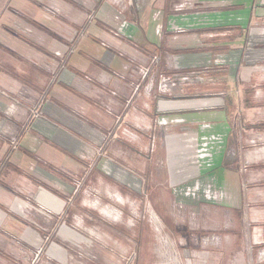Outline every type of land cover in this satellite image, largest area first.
Wrapping results in <instances>:
<instances>
[{
  "label": "crops",
  "instance_id": "1",
  "mask_svg": "<svg viewBox=\"0 0 264 264\" xmlns=\"http://www.w3.org/2000/svg\"><path fill=\"white\" fill-rule=\"evenodd\" d=\"M53 3L59 14L46 9ZM116 4L0 0V264H16L15 243L37 246L54 225L55 243L82 242L73 215L109 207H90L83 181L110 193L130 182L122 168L147 182L167 165L173 184L194 178L197 194L221 197L219 149L238 142L235 87L264 93V0H134L125 12ZM14 19L34 28L30 36L10 28ZM152 49L161 64L149 60ZM163 68L175 71L171 94L159 88ZM214 69L226 73L214 79Z\"/></svg>",
  "mask_w": 264,
  "mask_h": 264
},
{
  "label": "rangeland",
  "instance_id": "2",
  "mask_svg": "<svg viewBox=\"0 0 264 264\" xmlns=\"http://www.w3.org/2000/svg\"><path fill=\"white\" fill-rule=\"evenodd\" d=\"M115 1L113 0V3H116ZM133 1L119 0L116 7L125 12L132 6ZM60 8V4L56 3L46 7L49 13L51 11L54 14H59ZM94 8L89 7L91 12H88L91 14L95 11ZM9 26L28 36L30 29H34L27 22L16 19L12 20ZM148 56L149 60L162 63L163 58L160 57L164 54L152 49ZM214 70V79H221L226 73ZM160 72H163V78L160 75V86L165 78L169 90L164 87V93L171 94L173 81L170 77L175 71L163 68ZM153 85L155 88V83L151 84L152 87ZM211 88L213 91H220L222 83ZM240 88L241 95L251 97L250 101L236 95ZM244 89L246 87H235L231 101V117L236 128L234 138L238 139V142L236 140L235 144L219 149L220 153L225 151L224 166L227 170L223 188L213 189L217 195L221 189L219 200L197 194L194 178L182 180L180 185L173 184V181L168 179L167 165L163 169L164 176L149 179L147 182L136 169L122 168L130 182L127 185L119 183L116 187L111 186L113 193L107 192L110 186L102 183L103 181H83L86 192L90 193V196L85 197L89 201L88 205L92 207V204L101 202L109 207L96 210V216H91L90 219L81 216L77 219V214L73 215L70 225L86 237L82 242L55 243L59 225H54L47 233L48 237H44L42 243L37 246L15 243L17 249L14 262L264 264V93L256 99L251 87L247 88L251 90L246 89L245 94ZM240 125L243 126L244 138H241V131L237 129ZM133 136L140 138L135 132ZM133 145L135 149L140 150L135 140ZM196 161L197 159L195 166H199ZM181 165L188 166L184 162H181ZM189 165L194 166L193 163ZM90 167L91 163L85 169L86 173ZM177 172H184V169ZM213 181L216 182V179ZM184 188H187L186 193L180 194L179 191Z\"/></svg>",
  "mask_w": 264,
  "mask_h": 264
},
{
  "label": "built area",
  "instance_id": "3",
  "mask_svg": "<svg viewBox=\"0 0 264 264\" xmlns=\"http://www.w3.org/2000/svg\"><path fill=\"white\" fill-rule=\"evenodd\" d=\"M115 2H116L117 4H119V0H116ZM165 82H166V79L164 78L163 81H162V83H161V86H160V89H161L162 91H166V90H164V87H165L167 90H169L168 87H167V84H166ZM170 88H171V87H170ZM127 133H129V132H127Z\"/></svg>",
  "mask_w": 264,
  "mask_h": 264
}]
</instances>
